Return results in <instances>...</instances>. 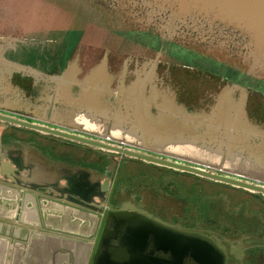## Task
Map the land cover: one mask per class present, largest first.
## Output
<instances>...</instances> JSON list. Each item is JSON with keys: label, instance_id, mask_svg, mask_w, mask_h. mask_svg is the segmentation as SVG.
Instances as JSON below:
<instances>
[{"label": "rangeland", "instance_id": "rangeland-1", "mask_svg": "<svg viewBox=\"0 0 264 264\" xmlns=\"http://www.w3.org/2000/svg\"><path fill=\"white\" fill-rule=\"evenodd\" d=\"M134 2L0 0V51L26 67L0 69V91L25 94L14 116L264 185V69L230 33L169 31ZM44 136L76 158L102 151ZM216 183L198 198L202 210L253 215Z\"/></svg>", "mask_w": 264, "mask_h": 264}, {"label": "water", "instance_id": "water-1", "mask_svg": "<svg viewBox=\"0 0 264 264\" xmlns=\"http://www.w3.org/2000/svg\"><path fill=\"white\" fill-rule=\"evenodd\" d=\"M134 1L138 0H132ZM141 1L143 2L140 4L141 8L149 6L150 16L163 17L160 22L163 26L169 25V31H172L174 26H179L199 31L230 33L233 38L243 42L246 57L252 61V69H264V0ZM135 4L134 2L133 5ZM10 127H21L35 133L101 149L114 163L119 160L118 155H122L264 196V185L260 182L212 172L0 111V130ZM1 146L0 137V190L2 188L17 192L22 190L31 194L33 198L35 194L40 203L44 200L45 205L51 202L58 206H68L76 213L89 217L86 226L77 227L75 233H69L87 241L83 264L113 262L112 259H107L108 254L112 255L111 253L117 250L113 242L117 241L121 248L125 244L126 236H137L136 244L142 250L149 247L151 264H189V261L198 264H253V256L262 251L259 244L237 247L233 241L227 239H224V242L220 241L211 233L191 231L183 222L178 221L180 220L178 216L161 215L159 213L161 208L150 207L148 202L112 201L110 196L117 168L115 166L107 168L110 174H102L91 166L57 159L28 143L22 144L21 147L11 146L4 151L1 150ZM33 198L31 200H34ZM10 199L9 204L14 205L12 198ZM46 215L41 210L37 219L41 223L37 224L25 223L20 210H15L12 216L0 214V236L6 235L16 239L14 244H18L21 237L27 238L30 242L39 229L43 228L46 232L52 230L46 224ZM174 219H177V222ZM21 226L25 227L23 233L20 231ZM56 232L62 233L60 230ZM29 242L20 243L25 245ZM224 243L229 244V247ZM0 264L9 263L4 260ZM69 264L76 262L72 260Z\"/></svg>", "mask_w": 264, "mask_h": 264}, {"label": "crops", "instance_id": "crops-1", "mask_svg": "<svg viewBox=\"0 0 264 264\" xmlns=\"http://www.w3.org/2000/svg\"><path fill=\"white\" fill-rule=\"evenodd\" d=\"M5 52L6 50L0 51V69L3 62H5L13 67L12 71L8 73L9 75L14 76L16 72L18 73L17 75L21 72L24 73L26 67L15 61H11L6 57ZM24 98L25 94H19L17 90H13V93L10 91L2 93L0 91V111L16 115V111L24 108ZM21 146L22 144L14 145V147ZM10 198H12L14 205L9 204ZM32 198L33 196L31 194L22 190H20V192L8 190L6 188L0 190L1 215L12 216L15 210H20L23 214L25 223L39 224L40 221L37 219L42 210L47 214L46 224L52 229L50 232L44 231L43 228L39 229L30 242L27 238L23 239V237H21V240L18 239V244H14V240L16 239L9 238L6 235L0 236L2 237V239H0V262L7 260L9 264H69L72 260H75L76 264H83L85 261L84 257L87 249V241L69 233H75L77 227L81 228L86 226L89 222V217L79 212L76 213L68 206H58L51 202L45 205L44 200H41L40 203L35 194L34 200H31ZM165 210L174 216L177 214V211H179V208ZM249 210L253 212L251 217L241 218L232 216L226 220L217 218V223L208 225V227L211 226L215 230H225L226 235L230 237H236L237 233V236L247 235L249 238L250 236L264 234V217L253 211V208L249 207ZM191 225L194 226L195 223L193 222ZM16 227L19 228V226ZM198 227L200 228L202 225H197V228ZM193 228L196 227L194 226ZM24 229V226L20 227L22 233ZM56 230H60L62 233H57ZM137 238V236H126L124 241L125 244L122 245L123 247L121 248H119L118 242L114 241L113 245L117 250L113 251L111 253L112 255H107V259H112L113 261L108 262V264H151L149 261V247L146 250L140 249V246L138 247L136 244ZM241 239H243L240 241L242 245L254 241L252 238H250V240H248V238L246 239L245 236ZM21 241L29 243L21 245ZM253 257V264H264V252H259Z\"/></svg>", "mask_w": 264, "mask_h": 264}, {"label": "flooded vegetation", "instance_id": "flooded-vegetation-1", "mask_svg": "<svg viewBox=\"0 0 264 264\" xmlns=\"http://www.w3.org/2000/svg\"><path fill=\"white\" fill-rule=\"evenodd\" d=\"M0 135L2 151H4L7 147H11L16 144L28 143L30 145H35L36 147L43 149L46 153L51 154L57 159L59 158L73 163L91 166L99 170V172H101L102 174H110L107 171V168L115 166L117 168L115 170L114 180L112 182L113 188L110 196L112 201L120 203H124L127 201H131L133 203H141L145 201L149 203L150 207L157 206V208H161L159 213L161 215L163 214L164 216L171 215V213H168V211H166L165 209L179 208V211H177V214H175V216H178L180 219L178 221L183 222V225L189 230L211 233L214 238L220 241H223L224 239L233 241L234 245L237 247L242 245L240 241L243 240L241 239L243 236H245L246 239L248 238V240L252 238V240L254 241L245 243L244 245L247 246L248 244H259L260 250H262L260 252H264V234L250 236L249 238L247 237V235L237 236V233L236 237H230L226 235L225 230H215L211 226L208 227V225L216 224L218 217L211 215L210 211L202 210V203L200 202V200H198V198L208 193L209 188L218 186L215 185L217 184L216 181H211L210 179L204 178L206 180H210V182L213 183L211 187H207L203 183L205 181L203 177L174 169L168 170L165 169L166 167L158 166L155 164H152V167H148L149 165H151V163H147L138 159H129L122 155H118L119 160L117 161V163H114V161L112 159H109L107 154L102 151L93 154V156L89 155L90 157H96L95 160L76 158L70 152H59L57 150L58 143H56L57 141L53 140V138L29 131L21 127L1 129ZM64 143L65 144L62 146H73L72 143H69L67 141ZM88 154H92V152L89 150ZM144 168H148V171H145ZM149 170L151 171V173H149ZM136 177L140 178L145 183L144 185H141L144 187L132 188L131 186L126 185L127 183L131 185ZM168 177H170L171 179L169 183L167 181V185H164L165 183L163 180ZM156 182H158L157 185H153ZM150 183L152 184L149 185ZM190 188H194L193 193L187 191V189ZM223 188H231L238 193V198L240 199L238 200V205H244L248 209L249 207L253 208V211L264 217V196L262 194L249 192L247 190L236 188L230 185H227ZM218 193L220 192H217L216 195H218ZM232 215L234 216L236 214L232 212ZM174 221H177V219H174ZM193 222L195 223L194 226L196 228H193L194 226L191 225ZM197 225H202V227L197 228ZM224 244L229 247V244ZM229 259H231V256L229 257ZM189 264L198 263L195 261H189Z\"/></svg>", "mask_w": 264, "mask_h": 264}, {"label": "bare ground", "instance_id": "bare-ground-1", "mask_svg": "<svg viewBox=\"0 0 264 264\" xmlns=\"http://www.w3.org/2000/svg\"><path fill=\"white\" fill-rule=\"evenodd\" d=\"M69 70V69H68Z\"/></svg>", "mask_w": 264, "mask_h": 264}]
</instances>
